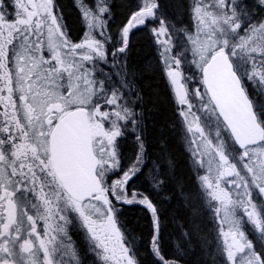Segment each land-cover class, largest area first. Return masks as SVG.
<instances>
[{
	"label": "snow or ice",
	"instance_id": "obj_1",
	"mask_svg": "<svg viewBox=\"0 0 264 264\" xmlns=\"http://www.w3.org/2000/svg\"><path fill=\"white\" fill-rule=\"evenodd\" d=\"M71 4L78 14L75 38L57 0H0V264H84L69 213L95 257L91 264H144L127 246L129 229L119 215L133 205L147 209L146 244L159 264H182L179 257L199 264L190 237L206 241L207 233L197 225L192 232L181 227L189 251L172 237L173 252L165 257L160 201L172 198L165 190L170 181L184 205L202 197L218 221L214 264H220L216 256L222 264H264V244L256 247L236 215L241 210L264 241V215L253 197L264 198V112L254 109L244 86L245 78L264 84V0H119L115 27L114 0ZM166 5L178 15L186 9L191 23L178 26ZM145 36L178 101L186 60L199 66L218 104L229 101L214 107L223 124L218 138L227 132L238 146L236 158L224 141H211L206 151L198 146L191 169L198 190L184 191L166 152L153 157L147 150L146 100L131 57ZM102 63L110 70L100 69ZM143 68L153 71V62ZM128 132L131 158L121 150ZM198 213L191 208L192 216Z\"/></svg>",
	"mask_w": 264,
	"mask_h": 264
},
{
	"label": "trees",
	"instance_id": "obj_2",
	"mask_svg": "<svg viewBox=\"0 0 264 264\" xmlns=\"http://www.w3.org/2000/svg\"><path fill=\"white\" fill-rule=\"evenodd\" d=\"M57 2L62 6L66 22L71 26L70 34H73V37L75 38L74 31L78 26V14L72 7L71 0H57ZM169 2H171V0H169ZM114 7L116 8V11L114 13V18L111 21L113 27L116 26L119 19L122 17V13L119 10V0H114ZM166 13L178 26L181 23H191L190 16L186 9L183 13L178 15L166 5ZM174 47L179 50V39L176 40ZM131 57L133 63L138 66L137 77L135 78L137 86L141 90V95L146 100L144 105V123L147 129L146 147L148 152L153 157L161 152H165V148L161 144V141H164L167 144L168 150L172 151L173 155L178 157L179 162L174 174L177 178L183 179L185 182L186 187L184 191H187L189 186L193 190H198V180L196 185L197 173L192 171L188 166L187 160L184 158L187 154L183 153L182 148L176 143V135L179 134L177 132L178 125L174 127L173 121L175 116L179 115V111H176L175 113L172 108L169 84L161 70L159 57L156 53V46L152 43L149 36H145L144 40L136 45L131 53ZM149 59L153 62V71L151 72L144 70L143 68L144 62ZM100 69L104 71L110 70L108 66L103 63L100 65ZM244 86L247 88V94L251 98L255 110L257 112H264V91H261L259 87L253 84L245 83ZM133 95H135V93H133ZM150 105L152 110L148 111ZM134 106L140 108L141 104L139 101H136ZM131 136L132 133L128 132L121 138V150L128 158H131L132 152L134 151V142L132 141ZM145 167H147V164ZM166 167L167 165H161V170L163 171ZM201 173L202 172H200V174ZM138 186L145 188V190H149L142 183ZM165 190L172 191V198L170 200L160 201V203L165 205L163 215L167 218V223L164 226L165 231L163 241L165 257H170L173 252V245L171 242L172 237L181 239V247L187 253L189 251V240L181 237V227L192 232V225H197L200 232L207 233L206 241L199 240L196 235L190 237L191 242L196 245L197 254L200 256L199 264H214L213 255L217 247V223L211 210L203 205L202 197H198L195 205L190 204L188 207L186 204L184 205L183 197H181L179 191L174 190V185L171 181L165 186ZM166 194L168 193L165 191L160 194L157 193L156 195L164 196ZM194 206L199 208V213L192 216L191 208ZM173 209L176 210L175 217L169 215ZM119 215L123 224L129 229L125 235L127 238V246L130 250L139 259L144 261V264H159V261L151 255L150 249L146 244L150 232V217L147 214V209L139 205L124 206ZM174 220H180L182 225L174 223ZM79 233L80 235L82 234L81 231ZM249 234L251 233L249 232ZM137 236L140 238L137 239ZM251 236L256 247L258 249L261 248L264 241L259 239L257 235L255 236L254 234H251ZM202 244H204V247L201 246ZM179 258L181 259L182 264H191V257ZM215 260L222 264L223 257L216 256Z\"/></svg>",
	"mask_w": 264,
	"mask_h": 264
},
{
	"label": "clouds",
	"instance_id": "obj_3",
	"mask_svg": "<svg viewBox=\"0 0 264 264\" xmlns=\"http://www.w3.org/2000/svg\"><path fill=\"white\" fill-rule=\"evenodd\" d=\"M181 81L180 87L184 93L183 101H177L175 92L169 86L172 108L175 113L179 111V115L174 118L173 126L178 125L177 132L179 134L176 135V143L182 148L183 153L187 154L184 158L192 169L195 160L198 159L196 156L198 146L206 151L211 141L216 140L218 145L224 141L223 136L218 138V132L223 124L217 115V109L214 107L213 97L205 89L199 66L194 65L190 60H186L181 69ZM257 85L261 91H264V84ZM151 110L150 105L148 111ZM161 144L165 148L167 159L171 161L172 174L177 177L174 171L179 162L178 157L168 150L164 141H161ZM222 146L225 147V141ZM69 224H71V220ZM88 264H91V261Z\"/></svg>",
	"mask_w": 264,
	"mask_h": 264
},
{
	"label": "rangeland",
	"instance_id": "obj_4",
	"mask_svg": "<svg viewBox=\"0 0 264 264\" xmlns=\"http://www.w3.org/2000/svg\"><path fill=\"white\" fill-rule=\"evenodd\" d=\"M75 33V31H74ZM162 64V62H161ZM241 71L243 70L242 68L240 69ZM246 84H253L255 86L258 87L257 84H254L253 82L247 80L246 78L244 79V85ZM173 89V88H172ZM245 89L246 86H245ZM178 101V100H177ZM195 110V109H193ZM223 139L225 141V150L231 154L233 156V158L235 159L236 158V152H237V147L236 145L234 144V142L229 138L227 132L224 133L223 135ZM201 175L203 174H206V171H201ZM230 187V185L228 186ZM30 195V194H29ZM253 197H254V200L255 202L257 203V206H258V209L260 211V214L261 215H264V198H262L258 193L256 192H253ZM236 215L238 217H241V227L242 229L246 232L247 236L249 239L252 240V236L251 234H254L255 236L257 235L256 233V230L254 229V227L248 222L247 218L243 216V213L241 210L237 209L236 210ZM69 216L71 218V224L68 225L69 227V232H70V235L73 237L74 240L77 241V243L80 245V249H81V254L84 256V261H86L88 263V261H90V257H88V255H86V252H85V248H88L87 245H88V242L85 240H83L82 236L80 235V231L83 233V230L79 227V222L72 216L71 213H69ZM217 225H218V221H216ZM249 232L251 234H249ZM84 234V233H83ZM85 242H86V246H85ZM216 245H217V240H216ZM87 251V250H86Z\"/></svg>",
	"mask_w": 264,
	"mask_h": 264
},
{
	"label": "water",
	"instance_id": "obj_5",
	"mask_svg": "<svg viewBox=\"0 0 264 264\" xmlns=\"http://www.w3.org/2000/svg\"><path fill=\"white\" fill-rule=\"evenodd\" d=\"M180 83H182V81L180 82ZM173 91L175 92V89L173 88ZM247 92V91H246ZM209 94L210 95H212L211 94V92H209ZM248 95V94H247ZM249 96V95H248ZM250 98V97H249ZM213 99H214V101H215V104L217 105V108L219 109V107H220V105L221 104H223V105H225V106H227L228 105V103H229V101H228V99L227 98H225V99H223V100H221V102L218 104L217 103V101H216V99H215V97H213ZM251 99V98H250ZM254 109H255V107H254ZM236 147H237V149H238V146L236 145Z\"/></svg>",
	"mask_w": 264,
	"mask_h": 264
},
{
	"label": "flooded vegetation",
	"instance_id": "obj_6",
	"mask_svg": "<svg viewBox=\"0 0 264 264\" xmlns=\"http://www.w3.org/2000/svg\"><path fill=\"white\" fill-rule=\"evenodd\" d=\"M30 196V195H29ZM82 233V232H81ZM82 235V238H83V240H84V234L82 233L81 234ZM87 244H86V242H85V246H86ZM87 247H88V245H87ZM87 250V251H86ZM85 252H86V255H88V257H90V261H94L95 260V257H94V255L91 253V252H89L88 251V248H85ZM84 264H88L86 261H84Z\"/></svg>",
	"mask_w": 264,
	"mask_h": 264
}]
</instances>
